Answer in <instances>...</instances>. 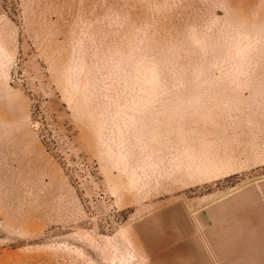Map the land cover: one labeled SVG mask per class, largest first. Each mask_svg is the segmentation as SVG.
I'll return each instance as SVG.
<instances>
[{"label": "rangeland", "instance_id": "1", "mask_svg": "<svg viewBox=\"0 0 264 264\" xmlns=\"http://www.w3.org/2000/svg\"><path fill=\"white\" fill-rule=\"evenodd\" d=\"M263 177L264 0H0V264H143Z\"/></svg>", "mask_w": 264, "mask_h": 264}, {"label": "crops", "instance_id": "2", "mask_svg": "<svg viewBox=\"0 0 264 264\" xmlns=\"http://www.w3.org/2000/svg\"><path fill=\"white\" fill-rule=\"evenodd\" d=\"M115 240L119 248L132 246L143 264H264V182L195 210L173 202Z\"/></svg>", "mask_w": 264, "mask_h": 264}, {"label": "bare ground", "instance_id": "3", "mask_svg": "<svg viewBox=\"0 0 264 264\" xmlns=\"http://www.w3.org/2000/svg\"><path fill=\"white\" fill-rule=\"evenodd\" d=\"M260 179H264V177L263 178H260ZM257 180H259V179H257Z\"/></svg>", "mask_w": 264, "mask_h": 264}]
</instances>
